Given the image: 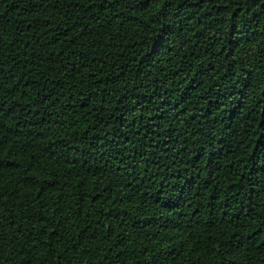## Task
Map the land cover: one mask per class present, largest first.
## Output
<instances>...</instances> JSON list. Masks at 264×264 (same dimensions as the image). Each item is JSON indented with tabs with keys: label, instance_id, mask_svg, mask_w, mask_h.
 I'll use <instances>...</instances> for the list:
<instances>
[{
	"label": "trees",
	"instance_id": "1",
	"mask_svg": "<svg viewBox=\"0 0 264 264\" xmlns=\"http://www.w3.org/2000/svg\"><path fill=\"white\" fill-rule=\"evenodd\" d=\"M0 264H264V0H0Z\"/></svg>",
	"mask_w": 264,
	"mask_h": 264
}]
</instances>
